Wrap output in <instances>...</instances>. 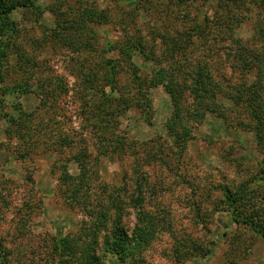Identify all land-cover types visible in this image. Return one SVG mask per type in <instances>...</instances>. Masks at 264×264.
Returning <instances> with one entry per match:
<instances>
[{
  "label": "trees",
  "instance_id": "1",
  "mask_svg": "<svg viewBox=\"0 0 264 264\" xmlns=\"http://www.w3.org/2000/svg\"><path fill=\"white\" fill-rule=\"evenodd\" d=\"M43 1L0 0V121H7L5 134L8 139L19 141L20 159L31 158L42 144L45 138L42 135L47 129L38 125L41 111L53 108L51 101L70 92L67 80L47 69L45 56L71 52L81 59L72 61L70 72L81 80L80 90L92 96V102L95 100L96 117L93 122L88 120L82 129L96 133L94 150L97 154L92 157L86 142L81 140L80 151L73 157L80 175L71 174L66 162L56 164L60 170V195L65 205L83 220L77 232L52 240L50 258L45 264H105L109 259L118 264H145L144 253L161 233L171 232V225L165 222L168 213L157 214L147 208L143 183L135 181L136 195L133 196L129 194L130 177H124L119 186H111L106 181L101 182L100 189L93 186L101 179L104 159L123 160L127 155L129 145L127 138L119 133L120 119L133 110L142 111L149 119L152 106L141 94L166 83L172 87L173 107L167 130L179 157L184 156L194 139L192 126H201L209 116L221 121L226 129L253 133L261 162L250 179L223 191V198L217 200L213 212L229 213L238 229L250 230L264 239V26L260 27L258 38L263 47L256 49L227 29L222 33L218 31L212 39L214 32L222 28L217 19L211 21L207 15L191 18L188 13L178 14L196 3L199 8H209L216 3L229 22L238 23L233 10H239L243 2L164 0L165 5L152 9L150 0H108L109 7H103L99 0H56L46 5ZM253 4L264 15V0H253ZM113 8L118 18L111 13ZM145 11L154 16L152 27L146 28L141 23ZM156 12L161 14L158 16ZM20 14L28 22V16L33 17L39 35L36 30L29 32L20 24L17 18ZM47 15L50 23L45 22ZM115 25L120 36L117 40H109L105 31ZM207 40H211L210 45L201 46L208 53L203 51L205 56H195L193 51L192 55L193 47ZM226 41L230 45L223 46L217 53L224 54L227 63L221 66L237 77L235 82L224 75L218 80L215 76V71L221 69L212 52L216 44ZM138 61L153 66L151 72H145L148 67L143 68ZM123 78L129 81V91L136 93L135 97L122 93ZM27 94H34L40 100L33 111L14 101ZM10 101L13 102L12 110L6 112ZM74 145V139L64 134L54 141V147L46 150L49 153L52 150L55 155L57 147L72 149ZM172 146L162 143L160 150H170ZM158 156L151 154L148 162H141L135 153L131 165L134 176L143 165L153 166ZM238 166L242 168L241 163ZM126 198L137 217L131 232L123 224ZM24 234L18 238H26ZM174 240L172 252L177 264L205 259L213 253L214 243L207 249L198 238L190 235L174 237ZM250 245L235 235L227 259L233 264H242L250 254ZM27 249L20 250L16 257L14 250L0 243V264H13L14 260L23 264L32 250Z\"/></svg>",
  "mask_w": 264,
  "mask_h": 264
},
{
  "label": "rangeland",
  "instance_id": "2",
  "mask_svg": "<svg viewBox=\"0 0 264 264\" xmlns=\"http://www.w3.org/2000/svg\"><path fill=\"white\" fill-rule=\"evenodd\" d=\"M55 1L44 0L43 4ZM107 1L99 0L103 7H109L111 2L108 4ZM240 1L243 4L239 10H233L238 23L229 22L227 16L217 9L216 3L209 8L208 6L199 8L196 3L190 5L188 9L179 11L178 14L188 13L191 18L207 15L211 21L217 19L222 28L214 32L212 39L218 35V31L222 33L221 31L227 29L233 31L234 35L249 46L260 49L263 42L258 38L260 27L264 26V15L253 4V0ZM150 3V8L158 9L160 4L165 5L166 2L150 0ZM112 6L111 4L110 7ZM110 11L116 18L119 17L114 8ZM146 12L142 14L141 23L146 28L152 27L154 16ZM155 14L159 16L161 13ZM17 18L29 32L36 30L37 35L40 34L33 17L28 16L29 22L24 20L21 14ZM45 19V22L50 23L49 15ZM105 34H108L106 37L108 36L109 40H117L120 36L116 25L107 29ZM210 43L211 40L198 42L193 47L192 55L194 51L195 56H205L203 51L205 53L208 51L202 49V46ZM229 45V41L219 42L212 52L221 69L215 71V76L218 80L220 75H224L235 82L237 77H233L228 68L221 66L227 63L224 54L217 53L223 46L227 48ZM45 58L47 69L53 75L64 77L70 92L51 101L50 106L53 108L48 107L46 111H41V122L38 125L42 129L43 127L47 129L43 132L42 136L45 138L43 142L41 141L42 144L31 158L20 159V154L17 153L19 141L8 139L5 134L7 121H0V243L14 250L16 257L20 250L26 251L27 247L29 250L32 249L25 260L23 259V264H45V260L50 258L49 246L52 240L61 235L77 232L83 220L80 214L65 205L60 195L58 189L60 170L56 164L59 162V166L66 162L71 174L80 175L73 157L80 151L81 140L86 142L91 156L97 157L94 150L96 133L82 129L88 120L93 122L96 117L93 105L95 100L92 102L90 99L92 96L89 97L86 91L80 90L81 80H77L70 72L72 61L81 58L67 51L50 54ZM113 59L117 60L115 57ZM138 62L143 68L148 67L144 69L145 72H151L153 66ZM126 79L122 80V93L133 98L137 94L129 91L131 85ZM171 93L170 83L145 90L141 97L151 103L149 119L138 110L127 112L126 116L120 119L119 133L127 138L129 145L127 155L123 160L104 159L100 171L101 179L94 182L93 186L100 189L103 181L111 186H119L123 184L124 177H130L129 194L136 195L134 183L141 182L146 189L147 208L157 214L162 211L168 213L165 222L171 225L169 230L171 232L161 233L144 253L145 264H177L172 252L175 245L174 237L179 239L188 235L198 238L206 248H211L212 243L214 246L210 256L187 264H233L227 259L226 254L235 235L240 236L241 241L247 245L251 244L250 254L242 264H264V239L250 230L238 229L229 213L213 212L217 200L223 198V191L226 188L233 189L250 179L254 175L253 170L261 162L262 158L256 151L253 133L226 129L221 121L209 116L201 126H192L194 139L189 143L184 156L179 157L177 149L172 146L171 133L167 130L173 113ZM14 101L23 103L28 111H33L40 104V100L34 94H27L24 98ZM11 103L13 102L10 101V107L6 112L12 110ZM64 134L74 139L75 145L72 149L57 147L55 155L52 150V153H49L46 149L54 147L52 146L54 141ZM162 143L172 148L170 150L166 148L161 152ZM135 153H138L141 162H148L151 154L159 155L157 158L159 160L152 163L151 167L143 165L135 177L131 167L135 161L133 158ZM239 163L242 164V168L238 166ZM125 201L127 204L123 224L125 229L131 232L135 228L137 217L129 206V199L126 198ZM22 233H25L26 238H18ZM13 264L20 262L14 260ZM105 264L118 263L109 259Z\"/></svg>",
  "mask_w": 264,
  "mask_h": 264
}]
</instances>
